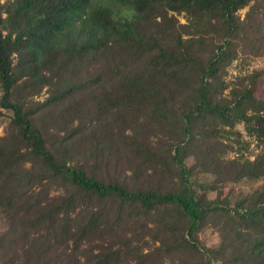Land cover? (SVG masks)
Masks as SVG:
<instances>
[{
  "label": "trees",
  "instance_id": "16d2710c",
  "mask_svg": "<svg viewBox=\"0 0 264 264\" xmlns=\"http://www.w3.org/2000/svg\"><path fill=\"white\" fill-rule=\"evenodd\" d=\"M116 1L133 19L90 0H0V208L17 248L2 259L0 238V264H264V195L232 207L206 193L264 178V152L226 157L220 137L242 122L264 143V111L243 104L260 73L226 78L264 55V0ZM197 171L215 177L202 191ZM139 219L158 245L134 242ZM209 225L217 247L199 239Z\"/></svg>",
  "mask_w": 264,
  "mask_h": 264
},
{
  "label": "rangeland",
  "instance_id": "374dc122",
  "mask_svg": "<svg viewBox=\"0 0 264 264\" xmlns=\"http://www.w3.org/2000/svg\"><path fill=\"white\" fill-rule=\"evenodd\" d=\"M93 5L102 4L111 7L117 14L123 16H129L131 10L125 5L119 3L116 0H90ZM249 9L246 6L238 11V13L244 17L245 13ZM181 22H186V17L184 13L179 14ZM239 57L235 59L229 66V71L227 75V80L233 84L237 80L241 79L243 76L258 71L260 77L257 80V86L253 93L248 94L244 99V106L251 112L254 111H264V55ZM2 94V89L0 87V95ZM47 93L42 92L39 98H44ZM2 109V108H1ZM4 116H0V135H3L5 130L10 125V116L12 111L9 109H2ZM220 137L225 145L224 155L229 158L241 157L245 158H255L264 152V143L258 144L254 137L247 134L245 130L244 123L239 122L233 126L225 127L223 132H220ZM187 165H192L194 163L193 157L186 158ZM215 179L211 174L204 172H194L192 175V180L196 183V187L199 191H202L201 184L210 183ZM52 186L51 194H59L64 192V187L61 184H50ZM218 191L220 193L221 199H227L229 204L233 207L240 205L242 207H248L255 204L264 195V178L262 179H248L243 178L236 182H227L221 184L219 188L209 189L207 188V196L209 198H214L217 196ZM144 219H139L133 222L130 226H126L125 229L134 238V242L142 244L145 249H149L159 242L152 240V233L155 231L154 222L148 220L147 225L153 229L147 231ZM13 225L10 219L0 208V238L3 242L1 247V258L7 259L13 257L16 252V244L12 241L13 238ZM199 239L201 243L207 247H217L222 241L220 231L217 227L209 225L199 232ZM148 241V242H147Z\"/></svg>",
  "mask_w": 264,
  "mask_h": 264
},
{
  "label": "clouds",
  "instance_id": "9594fccd",
  "mask_svg": "<svg viewBox=\"0 0 264 264\" xmlns=\"http://www.w3.org/2000/svg\"><path fill=\"white\" fill-rule=\"evenodd\" d=\"M133 16H134V12H133L132 14H130V15L127 17V19L131 20V19H133Z\"/></svg>",
  "mask_w": 264,
  "mask_h": 264
}]
</instances>
